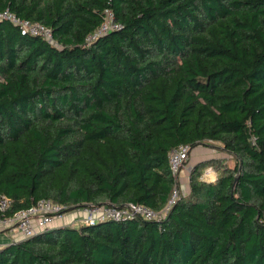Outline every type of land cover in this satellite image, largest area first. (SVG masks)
Segmentation results:
<instances>
[{
    "label": "trees",
    "instance_id": "obj_1",
    "mask_svg": "<svg viewBox=\"0 0 264 264\" xmlns=\"http://www.w3.org/2000/svg\"><path fill=\"white\" fill-rule=\"evenodd\" d=\"M54 42L0 20V202L161 210L169 155L220 142L236 159L165 218L56 226L0 264H264V0H0ZM112 12L115 24L95 39ZM190 152V154H191ZM190 161V160H189Z\"/></svg>",
    "mask_w": 264,
    "mask_h": 264
},
{
    "label": "built area",
    "instance_id": "obj_2",
    "mask_svg": "<svg viewBox=\"0 0 264 264\" xmlns=\"http://www.w3.org/2000/svg\"><path fill=\"white\" fill-rule=\"evenodd\" d=\"M106 22L98 29L96 33L88 37L91 41L99 35L106 33L110 28H120L119 24H115L112 12H107ZM6 19L18 25L23 33H30L45 38L50 42H54L53 31L47 25L18 17L9 9L0 11V20ZM189 145H179L171 150L169 155V163L172 176L176 180V186L173 193L164 208L154 210L142 203L129 202L122 207L114 204H98L87 205L81 207L84 215L82 224H95L97 222L106 221L108 219L128 220L134 218H143L144 220H159L165 218L174 204L182 197L186 196V186L182 184L181 174L185 168L192 169L193 165H189L190 151ZM214 171L212 166L205 168L202 179L206 180L209 172ZM8 208V199L4 197L0 202V230L9 229L13 236L21 240L29 238L39 232L47 231L53 227L56 219H63L69 212H65L66 205L52 202L48 199L40 200L36 205L27 209L16 212L11 217H3V212ZM20 241V240H19Z\"/></svg>",
    "mask_w": 264,
    "mask_h": 264
},
{
    "label": "crops",
    "instance_id": "obj_3",
    "mask_svg": "<svg viewBox=\"0 0 264 264\" xmlns=\"http://www.w3.org/2000/svg\"><path fill=\"white\" fill-rule=\"evenodd\" d=\"M217 156L218 154H216V149H214L213 147H210L208 145H199L192 150L190 154L189 164L195 165V163L199 161H203L207 159L209 160L212 158H216ZM217 175L218 173L215 170L209 172V176L211 177L213 176L211 180H215ZM182 179H184V176H181V181ZM182 184L186 186L184 181H182ZM83 215H84V212L83 210H81V208L71 210L64 216L63 219H56L55 222L53 223V227L69 225V226H73L76 228H80L82 226L81 220H82ZM19 240L21 239L14 237L12 232L9 229L5 228L3 230H0V247L9 244L12 241H19Z\"/></svg>",
    "mask_w": 264,
    "mask_h": 264
},
{
    "label": "rangeland",
    "instance_id": "obj_4",
    "mask_svg": "<svg viewBox=\"0 0 264 264\" xmlns=\"http://www.w3.org/2000/svg\"><path fill=\"white\" fill-rule=\"evenodd\" d=\"M201 145H205V144H201ZM208 146L216 149V154H218V156L216 158H214L218 162H217V164L213 165V168L216 172H217L218 166H221L220 171L225 167L233 168L235 166V164H236L235 157L232 154H230L229 152L225 151L220 142H210V145H208ZM201 148H203V147H201ZM189 165H191V164H189ZM190 171H191L190 168H185L181 174V176H184V179H182V181H184L186 184V191L185 192H188V189H189ZM212 177L211 176L207 177V180L208 181L211 180Z\"/></svg>",
    "mask_w": 264,
    "mask_h": 264
}]
</instances>
